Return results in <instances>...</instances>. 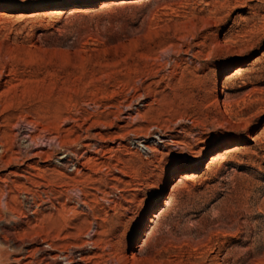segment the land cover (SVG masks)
<instances>
[{
	"label": "rangeland",
	"instance_id": "obj_1",
	"mask_svg": "<svg viewBox=\"0 0 264 264\" xmlns=\"http://www.w3.org/2000/svg\"><path fill=\"white\" fill-rule=\"evenodd\" d=\"M0 145V264H264V0H0Z\"/></svg>",
	"mask_w": 264,
	"mask_h": 264
},
{
	"label": "bare ground",
	"instance_id": "obj_2",
	"mask_svg": "<svg viewBox=\"0 0 264 264\" xmlns=\"http://www.w3.org/2000/svg\"><path fill=\"white\" fill-rule=\"evenodd\" d=\"M165 33V32H164ZM168 33V32H167ZM166 34V33H165ZM218 96V95H217ZM214 98H215V96H214ZM216 99V98H215ZM214 101V100H213ZM219 101V100H218ZM216 103V102H215ZM217 104H218V102H217ZM122 108V107H121ZM125 111V110H124ZM24 123V122H23ZM27 124V123H26ZM17 125V124H16ZM28 126H30V125H24V124H19V125H17V128H16V135L15 136H17V137H19L20 139H21V141H22V144L23 145H29V147L27 146V147H25V150L26 151H31V150H35V149H42V148H45V147H47V145H45V143H48L49 144V142L50 143H53L52 141L54 140V138L52 139H49V138H47V137H45L44 135H43V137L41 136V137H38L37 135V138L35 139V138H33L32 137V129L33 128H30V127H28ZM35 126V125H34ZM33 127V126H32ZM35 128V127H34ZM33 131H35V129H33ZM39 132V131H38ZM43 132H45V131H43ZM46 133V132H45ZM44 133V134H45ZM34 134V133H33ZM40 134V133H39ZM38 134V135H39ZM49 134V133H48ZM48 134H46V135H48ZM34 136V135H33ZM49 136V135H48ZM31 145V146H30ZM55 145V144H54ZM2 146L3 145H0V148H1V151H2ZM51 146H52V144H51ZM51 146H50V149H51ZM15 147V146H14ZM59 148H60V146H58ZM21 148V147H20ZM31 148V149H30ZM48 148V147H47ZM30 149V150H29ZM144 149L145 150H147V151H151L148 147H144ZM60 150H61V148H60ZM59 150V151H60ZM23 151V150H22ZM50 151V150H49ZM48 151V152H49ZM53 151V150H52ZM58 151V150H57ZM3 152V151H2ZM31 153V152H30ZM4 154V153H3ZM2 154V155H3ZM16 155H17V157H18V159H20L21 158V155H24L25 157H27L29 154H28V152H26L25 154H21V151L19 152V150H18V153H15ZM44 154L45 153H43V152H38V153H33L32 154V156H33V158H36V159H41L42 158V156H44ZM48 154V153H47ZM70 154H72V153H70ZM204 154L205 153H203L200 157H198L197 159H195L194 161H193V163H192V165H191V167H193V168H196V167H198L199 165H200V163H201V161H202V159H204L203 157H204ZM51 155H52V153H51ZM74 156V155H73ZM2 157V156H1ZM0 157V158H1ZM30 157V155L27 157V159ZM49 157V156H48ZM54 157V156H53ZM49 158H51V157H49ZM48 158V159H49ZM17 159V158H16ZM17 159V160H18ZM47 159V158H46ZM53 159V158H52ZM60 159V158H59ZM77 159V158H76ZM3 160V159H2ZM15 161V160H14ZM21 161V160H20ZM51 161V160H50ZM78 161V160H77ZM88 161V160H87ZM16 162V161H15ZM19 162V161H18ZM47 162V161H46ZM3 164H5V163H3ZM64 164V163H63ZM1 165V164H0ZM187 165V164H186ZM70 166V165H69ZM74 166L75 165H71L70 167H72V168H74ZM180 169L181 168H178L175 172H173L172 174H175V173H177V172H179L180 171ZM172 174H169V175H167L163 180H162V182H161V184L159 185V188H158V190H157V192L155 193V198L153 199V201L152 202H150L149 204H148V206L145 208V210H144V213H146L147 211H148V209H150V208H152L154 205H155V202L157 201V199H158V197H159V195H160V193H161V191L163 190V188H164V186H165V184H166V182H167V180L169 179V177H171V175ZM32 195V194H31ZM83 195V194H82ZM26 199V198H25ZM29 201V200H28ZM32 201V200H31ZM23 202V201H22ZM27 202H25V204H26ZM47 203V202H46ZM51 204V203H50ZM23 205V204H22ZM31 205V204H30ZM30 205H28V204H26V208L27 209H29L30 207H32V206H30ZM37 205V204H36ZM45 205V204H44ZM86 207V206H85ZM26 209V211H28L29 212V210H27ZM25 212V211H24ZM37 214V213H36ZM29 215H33V213H30ZM28 217V216H27ZM23 219H25V218H23ZM143 221V219L141 218L137 223H136V226H135V229L138 231V229L140 228V226L142 225V222ZM8 222V221H7ZM13 222V221H12ZM137 231L135 232H133L132 233V236L134 237L135 236V234L137 233ZM14 235V234H13ZM16 235V234H15ZM11 237V236H10ZM20 236H18V237H16V236H13V238L11 239V240H9V241H6V242H8L7 244H6V246H7V250L9 251L10 250V252H11V256H9V257H15V256H17L18 258H13L12 260L11 259H9V258H6L7 259V263H14V264H20V263H22V261H25L26 259H28V260H30V262L28 263V264H93L92 262L93 261H91L92 260V258L91 257H87V256H84L82 253L83 252H85V250L87 249H89V250H95V248H94V243L93 242H91V240L89 241L88 240V242H86L85 244H84V246L83 247H81V248H69V249H67V250H54L52 247V245L51 244H49V243H47V242H45V241H42V240H36V239H34V240H28V238L27 239H25V238H19ZM24 237V236H23ZM38 237V236H37ZM87 237H88V235H87ZM39 238V237H38ZM8 240V239H7ZM32 242L33 243H35L36 245H37V243H38V248H36L35 250H30V251H28L27 249H28V246H30V244H32ZM4 245H5V243H4ZM6 251V250H5ZM50 251H56L57 253H58V255H56V256H53V257H51L50 256ZM1 252V251H0ZM3 252V251H2ZM8 253V252H7ZM7 253H5V254H7ZM1 254V253H0ZM3 254V253H2ZM10 254V253H9ZM2 256V255H1ZM4 256V255H3ZM5 258V257H4ZM0 259H1V257H0ZM1 261V260H0ZM3 261V260H2ZM6 261V260H5ZM4 261V262H5Z\"/></svg>",
	"mask_w": 264,
	"mask_h": 264
}]
</instances>
